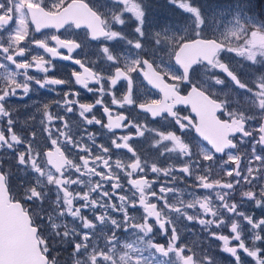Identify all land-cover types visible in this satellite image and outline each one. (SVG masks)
<instances>
[{"label": "snow or ice", "instance_id": "6c2138e0", "mask_svg": "<svg viewBox=\"0 0 264 264\" xmlns=\"http://www.w3.org/2000/svg\"><path fill=\"white\" fill-rule=\"evenodd\" d=\"M168 4L0 0V264H264V7Z\"/></svg>", "mask_w": 264, "mask_h": 264}, {"label": "flooded vegetation", "instance_id": "af4514ba", "mask_svg": "<svg viewBox=\"0 0 264 264\" xmlns=\"http://www.w3.org/2000/svg\"><path fill=\"white\" fill-rule=\"evenodd\" d=\"M235 1V0H234ZM263 1V0H260ZM165 0H149V5H150V11H154L156 10L158 13H161L162 11H165ZM222 5H227L228 4V0H223V2H221ZM235 3H231V6L234 5ZM261 3V7H262ZM230 5V4H228ZM256 13H259L260 9L256 8L254 10ZM184 22V20H179L177 26L181 25ZM93 46H95V42L93 43ZM34 51H40L37 49H34ZM65 51V50H62ZM66 54V51H65ZM75 55V53H74ZM233 58H234V54H230ZM54 63L56 64V71L54 73H50V75H56V76H60V77H70V72L73 68L77 69V70H81L79 69V66L73 64L71 61H63V60H55ZM82 71V70H81ZM34 74H38V73H34ZM73 87L75 88L76 91H78L81 94V97L88 101L91 102L94 97L92 93H88L85 89H83L82 87H80L79 85H73ZM57 90L59 91H64L67 90L68 85H61V86H56ZM151 95L153 96H158V93L155 92V90L151 91ZM58 97L56 96L55 92L52 91H46V90H41L39 95L33 94L31 99L32 100H36V99H44V100H53V99H57ZM28 102V98L25 99V101L23 103H27ZM17 103H20L19 101H17ZM114 109L116 106H112ZM98 108V115L102 113V109L100 108V106H97ZM185 114H187V112L185 111ZM90 131H103L105 134L104 135H100L97 137L99 143H104L107 144L108 143V139H107V133L106 130H101L99 128V126H95V127H90L89 129ZM117 133H119L121 130H116ZM193 135H195V133H193ZM86 139V137H85ZM122 151H126V150H122ZM180 187H184V185H180ZM202 191V190H201ZM247 207L250 208V210L254 211L257 214L261 215V210L260 209H254L251 208L250 205H248ZM55 255V253H53ZM62 256L66 257L67 253L62 252L61 253Z\"/></svg>", "mask_w": 264, "mask_h": 264}, {"label": "rangeland", "instance_id": "374dc122", "mask_svg": "<svg viewBox=\"0 0 264 264\" xmlns=\"http://www.w3.org/2000/svg\"><path fill=\"white\" fill-rule=\"evenodd\" d=\"M201 4H203L209 11H213L218 8H228L231 6V3H236V0H228V4L230 5H222L221 2L223 0H199ZM254 3L262 4V7H264V0H253ZM165 11L158 13L156 10L150 11L151 12V23L153 26L155 25H173L177 26L179 20H184V16L182 15L181 11L179 9L174 8L173 6L168 4V0H165ZM233 6V5H232ZM90 51H96V47L93 45L90 46ZM244 71L246 73L251 74L253 69L248 68L247 66L245 67ZM31 110V109H29ZM98 141V139H97ZM99 143V142H98ZM105 143V142H104ZM130 155V154H128ZM260 214H257L259 216ZM189 227L193 229L196 232H200V226L198 224H190ZM188 239L192 238V234L188 233L187 234ZM160 242H163L164 238L163 237H158Z\"/></svg>", "mask_w": 264, "mask_h": 264}]
</instances>
